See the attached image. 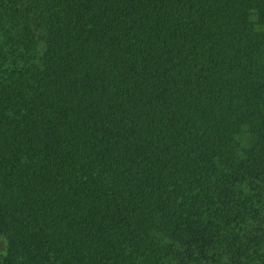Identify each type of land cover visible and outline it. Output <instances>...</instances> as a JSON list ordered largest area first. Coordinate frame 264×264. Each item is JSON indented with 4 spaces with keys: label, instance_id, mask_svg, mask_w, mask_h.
Here are the masks:
<instances>
[{
    "label": "trees",
    "instance_id": "obj_1",
    "mask_svg": "<svg viewBox=\"0 0 264 264\" xmlns=\"http://www.w3.org/2000/svg\"><path fill=\"white\" fill-rule=\"evenodd\" d=\"M0 246L264 264V0H0Z\"/></svg>",
    "mask_w": 264,
    "mask_h": 264
},
{
    "label": "rangeland",
    "instance_id": "obj_2",
    "mask_svg": "<svg viewBox=\"0 0 264 264\" xmlns=\"http://www.w3.org/2000/svg\"><path fill=\"white\" fill-rule=\"evenodd\" d=\"M38 48H39L40 50L43 49V45H42V43H39ZM2 248H3V246H0V252H1V253H2V251H3Z\"/></svg>",
    "mask_w": 264,
    "mask_h": 264
}]
</instances>
